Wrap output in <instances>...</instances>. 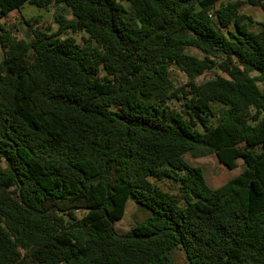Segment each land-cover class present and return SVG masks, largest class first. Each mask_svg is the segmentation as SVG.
Returning a JSON list of instances; mask_svg holds the SVG:
<instances>
[{
	"label": "trees",
	"instance_id": "obj_1",
	"mask_svg": "<svg viewBox=\"0 0 264 264\" xmlns=\"http://www.w3.org/2000/svg\"><path fill=\"white\" fill-rule=\"evenodd\" d=\"M27 2L57 30L33 17L17 36L4 19ZM247 4L264 9L0 0V264H264V21ZM187 155L245 168L213 188ZM130 198L150 215L120 234Z\"/></svg>",
	"mask_w": 264,
	"mask_h": 264
},
{
	"label": "rangeland",
	"instance_id": "obj_2",
	"mask_svg": "<svg viewBox=\"0 0 264 264\" xmlns=\"http://www.w3.org/2000/svg\"><path fill=\"white\" fill-rule=\"evenodd\" d=\"M227 1V0H226ZM127 4V2H125ZM55 8L53 6L49 8H39L34 4L25 3L21 11H13L10 15L4 19L8 27L13 28L17 36L21 38L31 39L32 32L30 26L26 23V20H32L33 17L39 18L38 26L48 32H55L57 30V23L54 19ZM82 34H75V37L81 41ZM191 53L201 55L196 49H190ZM3 59V51L0 47V60ZM172 77L175 83L183 84L187 81V77L184 72L179 70L176 66L172 67ZM219 73L218 70L212 69L207 71L198 78V81H204L215 77ZM172 106L179 105L178 101L172 99L169 101ZM186 159L194 166H200L203 168L208 184L217 188L227 182L230 178L240 174L245 168V162L243 159H237L235 163L226 165L221 162L216 155H208L205 157L194 158L187 155ZM0 166H5L4 161L0 160ZM161 188L164 190L175 191L178 183L172 181L169 178L162 180H156L152 178ZM150 215V212L141 207L133 198H130L127 202L125 214L123 218L115 222V229L118 233L124 234L129 231L136 224L142 222ZM178 261L180 264H188L187 258L182 251H179Z\"/></svg>",
	"mask_w": 264,
	"mask_h": 264
},
{
	"label": "crops",
	"instance_id": "obj_3",
	"mask_svg": "<svg viewBox=\"0 0 264 264\" xmlns=\"http://www.w3.org/2000/svg\"><path fill=\"white\" fill-rule=\"evenodd\" d=\"M242 12L252 16L255 21H264V9L262 7L247 4L243 6Z\"/></svg>",
	"mask_w": 264,
	"mask_h": 264
}]
</instances>
